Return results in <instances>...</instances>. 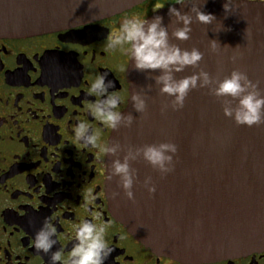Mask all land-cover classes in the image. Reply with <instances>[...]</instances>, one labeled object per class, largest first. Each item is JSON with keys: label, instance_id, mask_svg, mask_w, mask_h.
<instances>
[{"label": "water", "instance_id": "obj_1", "mask_svg": "<svg viewBox=\"0 0 264 264\" xmlns=\"http://www.w3.org/2000/svg\"><path fill=\"white\" fill-rule=\"evenodd\" d=\"M145 1L0 0V38L72 30ZM225 2L200 0V10L215 19L204 25L190 13L192 31L185 41L171 38L178 25L168 16L167 7L155 14L163 17L172 43L203 53L199 67L215 79L238 68L253 82L258 81L264 92V4L232 0L226 13ZM181 10L189 13L190 7ZM212 41L218 43L216 51L211 50ZM233 56H238L236 63ZM198 70L188 67L176 76ZM156 74L136 71L129 60L126 77L130 95L143 94L147 107L139 114L129 100L122 113H132L134 121L129 127L113 129L109 143L121 145L118 155L122 159L128 148L173 142L178 147L174 171L161 176L143 159L131 162L136 170L134 200L124 195L118 177L107 178L114 216L156 256L182 264H212L264 253V124L237 125L224 116L223 100L206 88L190 90L183 108L162 111L171 98L160 93L151 78ZM115 158L107 154V177ZM145 177L152 178L154 193L144 187Z\"/></svg>", "mask_w": 264, "mask_h": 264}, {"label": "flooded vegetation", "instance_id": "obj_2", "mask_svg": "<svg viewBox=\"0 0 264 264\" xmlns=\"http://www.w3.org/2000/svg\"><path fill=\"white\" fill-rule=\"evenodd\" d=\"M172 2L147 0L72 30L0 38V264H51L52 252L71 249L74 226L94 217L107 226L105 238L113 249L104 264H182L156 256L116 219L107 154L81 147L72 134L77 121L85 120L99 133L98 143H109L113 129L84 107L96 99L86 92L97 73L113 82L109 92L124 98L118 110L128 105L130 59L118 48L107 50L106 38L122 18H148L157 4L166 8ZM46 217L58 237L47 254L32 244ZM212 264H264V253Z\"/></svg>", "mask_w": 264, "mask_h": 264}, {"label": "clouds", "instance_id": "obj_3", "mask_svg": "<svg viewBox=\"0 0 264 264\" xmlns=\"http://www.w3.org/2000/svg\"><path fill=\"white\" fill-rule=\"evenodd\" d=\"M232 0H226L223 7L225 12L231 10ZM179 5L180 8H177ZM200 0H174L168 5V16L174 18L176 26L171 32V38L185 41L190 38L192 31L193 15L201 24L211 23L215 17L205 14L200 10ZM185 6L190 7L189 13L182 12ZM162 5L157 4L151 19L133 15L124 17L119 22L116 31L106 38V49H119L131 61L136 71L158 73L151 78L159 87L161 94L170 97V103L162 106V111L168 107L173 110L183 108L185 98L190 90L206 88L210 95L223 100L222 110L237 125L251 127L264 124V92L259 87V82L249 79L246 72L234 68L223 79H215L204 68H200L203 53L193 47L191 50L182 49L170 41L168 26L163 25V17L157 15ZM218 43L211 42V50L216 51ZM238 47V46H237ZM232 62L236 63L238 56H233ZM198 68L192 75L177 78L176 74L186 68ZM113 87L111 80H106V74L97 73L87 87V96H94V101H88L84 107L89 115L94 117L105 127L116 129L119 126L129 127L134 121L132 113L127 115L118 110L124 98L119 92L109 89ZM133 111L142 114L147 107L143 94L132 93L129 97ZM74 142L83 148H95L99 152L115 156L110 166V175L118 177L119 187L129 200H134L132 191L136 180V170L131 167V162L143 159L154 170L167 175L174 171V157L178 147L173 142H160L158 144L144 145L143 147L128 148L123 158H119L122 150L119 143H98L99 133L90 127L85 120H78L73 126ZM144 187L148 193H154L156 186L151 177H145ZM114 196L118 193H114ZM106 225L92 220L83 219L74 226V241L71 249L65 254L63 249L51 253V264H104L113 249L105 238ZM57 228L46 217L41 228L35 233L32 244L37 252L49 253L57 243ZM123 239V237H121Z\"/></svg>", "mask_w": 264, "mask_h": 264}]
</instances>
